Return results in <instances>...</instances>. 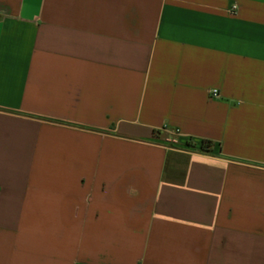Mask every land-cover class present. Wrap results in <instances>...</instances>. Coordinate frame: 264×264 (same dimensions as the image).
I'll use <instances>...</instances> for the list:
<instances>
[{
    "label": "crops",
    "instance_id": "crops-1",
    "mask_svg": "<svg viewBox=\"0 0 264 264\" xmlns=\"http://www.w3.org/2000/svg\"><path fill=\"white\" fill-rule=\"evenodd\" d=\"M0 264H264V0H0Z\"/></svg>",
    "mask_w": 264,
    "mask_h": 264
},
{
    "label": "trees",
    "instance_id": "trees-1",
    "mask_svg": "<svg viewBox=\"0 0 264 264\" xmlns=\"http://www.w3.org/2000/svg\"><path fill=\"white\" fill-rule=\"evenodd\" d=\"M188 145L192 146L191 143H189ZM212 145H213V143H212L211 141H209V140H204V141H203V147H206V149L211 148Z\"/></svg>",
    "mask_w": 264,
    "mask_h": 264
},
{
    "label": "built area",
    "instance_id": "built-area-1",
    "mask_svg": "<svg viewBox=\"0 0 264 264\" xmlns=\"http://www.w3.org/2000/svg\"><path fill=\"white\" fill-rule=\"evenodd\" d=\"M212 94H213L214 96H217V90H213Z\"/></svg>",
    "mask_w": 264,
    "mask_h": 264
}]
</instances>
